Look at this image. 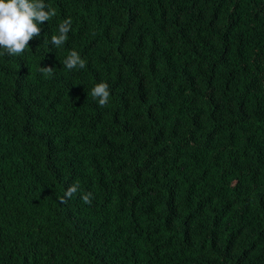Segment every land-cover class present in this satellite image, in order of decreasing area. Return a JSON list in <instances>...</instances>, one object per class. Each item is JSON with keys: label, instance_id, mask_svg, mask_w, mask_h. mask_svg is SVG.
<instances>
[{"label": "trees", "instance_id": "1", "mask_svg": "<svg viewBox=\"0 0 264 264\" xmlns=\"http://www.w3.org/2000/svg\"><path fill=\"white\" fill-rule=\"evenodd\" d=\"M45 2L0 55V264H264V0Z\"/></svg>", "mask_w": 264, "mask_h": 264}, {"label": "clouds", "instance_id": "2", "mask_svg": "<svg viewBox=\"0 0 264 264\" xmlns=\"http://www.w3.org/2000/svg\"><path fill=\"white\" fill-rule=\"evenodd\" d=\"M56 16V9L45 0H0V55L23 56L31 40L41 36V25ZM72 19L65 18L58 26V32L50 38V43L56 48L62 47L68 40ZM66 69H84L86 61L75 51H69L63 61ZM55 66H41L39 71L45 76L54 74ZM98 103L105 107L109 103L110 91L106 82L95 83L88 93ZM79 188V182L70 185L61 197L67 202ZM83 203L91 204L92 194L85 193L81 197Z\"/></svg>", "mask_w": 264, "mask_h": 264}]
</instances>
